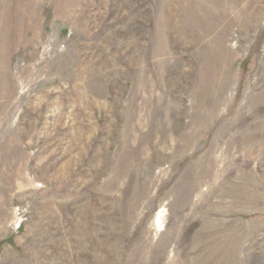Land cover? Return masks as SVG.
Returning a JSON list of instances; mask_svg holds the SVG:
<instances>
[{"label":"rangeland","instance_id":"1","mask_svg":"<svg viewBox=\"0 0 264 264\" xmlns=\"http://www.w3.org/2000/svg\"><path fill=\"white\" fill-rule=\"evenodd\" d=\"M0 264H264V0H0Z\"/></svg>","mask_w":264,"mask_h":264},{"label":"bare ground","instance_id":"2","mask_svg":"<svg viewBox=\"0 0 264 264\" xmlns=\"http://www.w3.org/2000/svg\"><path fill=\"white\" fill-rule=\"evenodd\" d=\"M160 221V220H159Z\"/></svg>","mask_w":264,"mask_h":264}]
</instances>
